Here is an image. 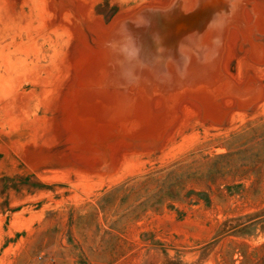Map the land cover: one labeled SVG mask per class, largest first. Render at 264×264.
<instances>
[{
  "label": "rangeland",
  "instance_id": "374dc122",
  "mask_svg": "<svg viewBox=\"0 0 264 264\" xmlns=\"http://www.w3.org/2000/svg\"><path fill=\"white\" fill-rule=\"evenodd\" d=\"M0 264H264V0H0Z\"/></svg>",
  "mask_w": 264,
  "mask_h": 264
},
{
  "label": "clouds",
  "instance_id": "9594fccd",
  "mask_svg": "<svg viewBox=\"0 0 264 264\" xmlns=\"http://www.w3.org/2000/svg\"><path fill=\"white\" fill-rule=\"evenodd\" d=\"M104 43L105 47L118 57V63L122 67V74L126 78L130 76L137 67H139V63L142 61L139 54L140 45L126 28L125 22L122 28L117 29L116 32Z\"/></svg>",
  "mask_w": 264,
  "mask_h": 264
},
{
  "label": "water",
  "instance_id": "95a60500",
  "mask_svg": "<svg viewBox=\"0 0 264 264\" xmlns=\"http://www.w3.org/2000/svg\"><path fill=\"white\" fill-rule=\"evenodd\" d=\"M192 1V0H191ZM193 1H195V0H193ZM147 13H151V12H147ZM147 13H145V15L144 16H146L147 15ZM138 21V20H137ZM137 21H136V23H137ZM138 22H140V21H138ZM135 23V22H134ZM136 23L132 26L134 29H135V25H136Z\"/></svg>",
  "mask_w": 264,
  "mask_h": 264
},
{
  "label": "built area",
  "instance_id": "2783aa9c",
  "mask_svg": "<svg viewBox=\"0 0 264 264\" xmlns=\"http://www.w3.org/2000/svg\"><path fill=\"white\" fill-rule=\"evenodd\" d=\"M38 258H40V255H38Z\"/></svg>",
  "mask_w": 264,
  "mask_h": 264
},
{
  "label": "bare ground",
  "instance_id": "6f19581e",
  "mask_svg": "<svg viewBox=\"0 0 264 264\" xmlns=\"http://www.w3.org/2000/svg\"><path fill=\"white\" fill-rule=\"evenodd\" d=\"M153 24V23H152ZM176 41V40H175ZM180 53V52H179ZM148 75V74H147ZM152 76V75H151Z\"/></svg>",
  "mask_w": 264,
  "mask_h": 264
}]
</instances>
